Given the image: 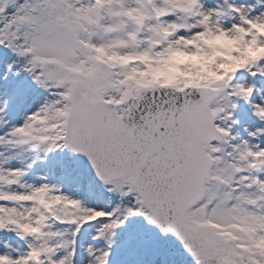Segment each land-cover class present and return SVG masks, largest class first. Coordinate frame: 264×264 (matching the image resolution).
Here are the masks:
<instances>
[{
  "label": "snow or ice",
  "instance_id": "obj_1",
  "mask_svg": "<svg viewBox=\"0 0 264 264\" xmlns=\"http://www.w3.org/2000/svg\"><path fill=\"white\" fill-rule=\"evenodd\" d=\"M0 264H264V0H0Z\"/></svg>",
  "mask_w": 264,
  "mask_h": 264
}]
</instances>
